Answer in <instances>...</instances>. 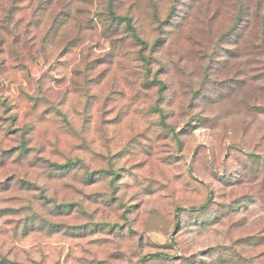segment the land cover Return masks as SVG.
Masks as SVG:
<instances>
[{
  "label": "rangeland",
  "instance_id": "1",
  "mask_svg": "<svg viewBox=\"0 0 264 264\" xmlns=\"http://www.w3.org/2000/svg\"><path fill=\"white\" fill-rule=\"evenodd\" d=\"M42 2L0 79V264H264V0Z\"/></svg>",
  "mask_w": 264,
  "mask_h": 264
},
{
  "label": "trees",
  "instance_id": "2",
  "mask_svg": "<svg viewBox=\"0 0 264 264\" xmlns=\"http://www.w3.org/2000/svg\"><path fill=\"white\" fill-rule=\"evenodd\" d=\"M21 1L23 0H0V79L3 82L13 81L15 76H13L10 70L25 65L30 59H34L37 55L35 53L39 51L37 49L38 46H42L38 38L43 28L40 30L38 25H32L33 20L28 18H26L27 21L25 20V24L22 25L23 16L18 19V22H14L15 9H18L17 4ZM31 2H36L39 5L43 3L42 0H31ZM36 9L34 8L31 12L32 16L36 15ZM112 15H114L115 19H124L121 16L115 15V13ZM127 20L128 27L134 36L138 37L137 30L132 25L131 20L129 18ZM245 22L248 24L250 20H246ZM46 32L47 30H45ZM25 149H27L26 145ZM205 208L206 206L201 207V209ZM151 256L155 257L156 255Z\"/></svg>",
  "mask_w": 264,
  "mask_h": 264
}]
</instances>
